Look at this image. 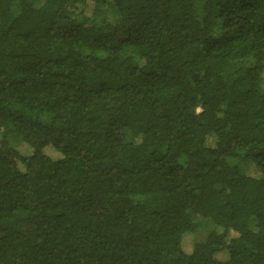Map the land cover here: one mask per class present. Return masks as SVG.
<instances>
[{
    "label": "trees",
    "instance_id": "trees-1",
    "mask_svg": "<svg viewBox=\"0 0 264 264\" xmlns=\"http://www.w3.org/2000/svg\"><path fill=\"white\" fill-rule=\"evenodd\" d=\"M0 264H264V0H0Z\"/></svg>",
    "mask_w": 264,
    "mask_h": 264
},
{
    "label": "rangeland",
    "instance_id": "rangeland-1",
    "mask_svg": "<svg viewBox=\"0 0 264 264\" xmlns=\"http://www.w3.org/2000/svg\"><path fill=\"white\" fill-rule=\"evenodd\" d=\"M95 18L98 21L105 19V21L107 22H114L117 19V13L115 9L109 6H105L99 9L97 14L95 15ZM48 148L45 149V152ZM18 149L24 155H29L31 153V149L25 144H20L18 146ZM48 153L51 157L58 158L57 154L53 150L49 149ZM242 168L246 174L250 176H258L257 168L252 163L243 165ZM192 219L197 225V231L194 234L189 235L184 240L185 250H191L196 242L204 240L205 236L213 229V223L199 215L192 214ZM251 225L255 227V223H252Z\"/></svg>",
    "mask_w": 264,
    "mask_h": 264
}]
</instances>
